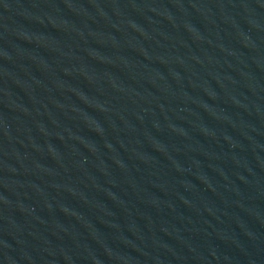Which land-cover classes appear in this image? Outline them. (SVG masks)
<instances>
[{
  "label": "water",
  "instance_id": "obj_1",
  "mask_svg": "<svg viewBox=\"0 0 264 264\" xmlns=\"http://www.w3.org/2000/svg\"><path fill=\"white\" fill-rule=\"evenodd\" d=\"M0 264H264V0H0Z\"/></svg>",
  "mask_w": 264,
  "mask_h": 264
}]
</instances>
